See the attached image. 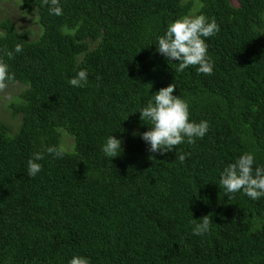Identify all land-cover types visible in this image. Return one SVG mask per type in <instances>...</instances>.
I'll list each match as a JSON object with an SVG mask.
<instances>
[{
    "label": "trees",
    "instance_id": "1",
    "mask_svg": "<svg viewBox=\"0 0 264 264\" xmlns=\"http://www.w3.org/2000/svg\"><path fill=\"white\" fill-rule=\"evenodd\" d=\"M18 1L40 32L31 40L0 21V58L16 81L0 93V264L77 255L91 264H264V197L228 199L220 185L244 153L264 167V0H60V16L42 0ZM190 10L219 25L206 38L212 75L177 71L157 52ZM80 70L87 86H70ZM173 83L190 119L210 127L194 145L150 153L139 134L151 124L139 112ZM111 135L122 141L113 159L102 152ZM49 146H62L63 158ZM178 151L189 154L183 163ZM34 152L45 158L30 178ZM207 215L210 231L193 235Z\"/></svg>",
    "mask_w": 264,
    "mask_h": 264
},
{
    "label": "clouds",
    "instance_id": "2",
    "mask_svg": "<svg viewBox=\"0 0 264 264\" xmlns=\"http://www.w3.org/2000/svg\"><path fill=\"white\" fill-rule=\"evenodd\" d=\"M42 4L48 7L49 14L60 16L63 9L60 0H42ZM219 25L215 18L209 20L204 15H185L169 24L165 34L158 38L157 52L170 61H178L177 71H184L190 66H197L198 72L204 75H212L214 62L208 55L206 38L218 34ZM4 54L14 58V52L23 51L22 44H16L13 51L4 49ZM87 70H80L75 77L69 79L72 87L83 88L88 84ZM15 75L10 72L9 65L0 58V93H4L9 84L15 83ZM151 86V85H150ZM177 86L175 83L161 88L154 94V100H150L140 110V119L151 124L150 130L139 134L141 139L150 148V153L165 155L174 148L187 143L194 145L197 139H202L209 130L207 121H192L190 119V106L188 102L173 95ZM134 133L133 135H137ZM122 141L109 136L102 146V152L106 157L116 158L122 152ZM46 153L53 158H63L65 149L57 146H49ZM189 154L178 151L176 159L183 163ZM45 158V152H34L27 162V176L35 178L42 171V165L38 161ZM149 159L155 160L154 156ZM255 156L252 153H244L234 163L229 164L220 174V185L225 190L228 199L235 193L243 192L252 200L264 197V167H254ZM193 235L203 236L210 231L212 220L209 215L200 220H194ZM69 264H91L87 257L73 256Z\"/></svg>",
    "mask_w": 264,
    "mask_h": 264
},
{
    "label": "rangeland",
    "instance_id": "3",
    "mask_svg": "<svg viewBox=\"0 0 264 264\" xmlns=\"http://www.w3.org/2000/svg\"><path fill=\"white\" fill-rule=\"evenodd\" d=\"M192 1L195 4H197L196 0H192ZM229 1L233 5L236 4V0H229ZM187 15L194 16V11L190 10V12ZM2 19H8L17 30L29 31L31 40H35V38L38 36L40 32V27L37 24L36 16L27 15L20 7L18 0H0V21ZM10 92L11 89L9 88L3 94L7 96L8 93ZM0 118L6 121L5 116L3 115H0ZM70 144H71V140L69 138H65L66 147H69Z\"/></svg>",
    "mask_w": 264,
    "mask_h": 264
}]
</instances>
